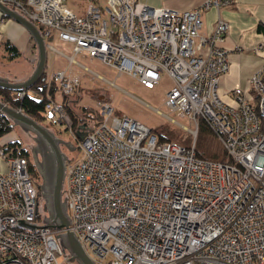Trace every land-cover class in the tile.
<instances>
[{
    "label": "built area",
    "instance_id": "2783aa9c",
    "mask_svg": "<svg viewBox=\"0 0 264 264\" xmlns=\"http://www.w3.org/2000/svg\"><path fill=\"white\" fill-rule=\"evenodd\" d=\"M83 1L79 14L65 0H0L44 38L54 33L71 44L69 63L85 52L146 89L166 74L172 87L164 103L194 130L189 146L159 142L143 124L99 101L100 124L79 142L81 158L65 167L69 230L97 264L106 257L107 264H264V65L249 79L250 95L235 88L226 103L218 85L229 68L228 51L219 45L227 25L218 20L209 35H199L201 12L232 1L207 0L191 11L137 0ZM263 51L264 43L253 49ZM78 82L56 71L44 106L45 120L71 136L57 94L69 95ZM199 122L230 163L197 157ZM0 159L7 166L0 174V264H66L56 240L65 230L40 227L26 159L1 144Z\"/></svg>",
    "mask_w": 264,
    "mask_h": 264
},
{
    "label": "crops",
    "instance_id": "0c3cea01",
    "mask_svg": "<svg viewBox=\"0 0 264 264\" xmlns=\"http://www.w3.org/2000/svg\"><path fill=\"white\" fill-rule=\"evenodd\" d=\"M137 1L149 7H163L176 11H191L199 9L207 0ZM231 1L232 2L229 5L222 6L219 9L210 7L207 10L202 11V27L199 31V35L201 37H205L212 32L215 23L218 20L225 22L227 25L226 35L219 45L228 51L227 60L229 68L227 73L220 77L218 85V94L226 103H232L231 91L235 88H239L246 94L250 95L251 90L249 79L257 69L264 65V51L258 54L253 52L256 45L264 43V0ZM92 2L96 5H103L104 0H92ZM73 4H70L71 7H73L77 13L81 14L83 12V7L78 5L76 8ZM13 9L15 10V8ZM44 39L47 46L46 64L49 62L50 66L55 62L53 53L50 57H48V50L56 52V49L51 45L53 41L71 48V44L59 40L54 33L52 37ZM4 41L10 42L19 53L18 57L14 58H8V56H5L6 60L10 63H17L22 57H24L25 64L18 73L14 74L13 78H9L10 73L5 65L0 63V77H4L11 82H22L31 75L35 68L37 60L36 48L31 37L22 26L0 14V44H3ZM201 53L204 54L205 50H202ZM57 54L63 56V58L67 61V65L62 62L58 67L66 71L68 77L78 79L79 82L77 91L80 95V100H82L83 87H88L91 80L96 79L108 86H116L115 80L121 76L117 74L115 69L103 64L98 59L88 58L85 52H80L73 56L74 61L72 63H69L67 59V57L72 55L64 56L58 52ZM76 57H78L81 62H79ZM46 66L47 65H45L44 68V74ZM75 67H79L81 69L76 70ZM80 71H82L83 74H80ZM84 74H87L89 77L86 78L85 76L87 75ZM106 88V85H103L102 87L94 85L92 90L88 91L95 98L94 100L96 106L99 101L106 100ZM29 90L30 89H28L27 92ZM57 99L59 101L61 99L59 93L57 94ZM114 111L116 114L122 115L118 111ZM4 141H2V144L0 142V144L4 145L9 142ZM0 166H3L2 169L0 168V174L5 173L7 171V166L1 159Z\"/></svg>",
    "mask_w": 264,
    "mask_h": 264
},
{
    "label": "rangeland",
    "instance_id": "374dc122",
    "mask_svg": "<svg viewBox=\"0 0 264 264\" xmlns=\"http://www.w3.org/2000/svg\"><path fill=\"white\" fill-rule=\"evenodd\" d=\"M65 3L69 5L73 4L76 6V8L78 5L80 7L85 6V1L83 0H65ZM5 5L8 6L9 4ZM15 10L18 11L17 9ZM18 13L21 14L19 11ZM102 17L104 16L102 15ZM51 45L56 49V52H51V50H48V57H50V55L53 53L55 62L51 66L49 62L46 64L47 66L44 74L46 84L49 83L50 78L56 71L62 70L58 67L60 63L63 62L67 65V61L63 58V56L57 54V52L63 54L64 56L72 55V51L69 46H63L56 43V41H53ZM5 56L7 57L8 54L5 51L3 45L0 44V63L4 64L7 68L8 72L10 73L9 78H13L14 74L18 73L24 67V57H22L17 63H10L8 60H6ZM76 59L81 62L78 57H76ZM75 69L80 70L81 68L75 67ZM80 74H83L82 71H80ZM85 77L87 78L89 76L87 75ZM94 85H98L100 87L106 85V101L111 104L112 108L118 111L120 114L140 122L149 130H152L151 132L156 136L163 135L168 139H173L176 142H179L182 146H189L192 144L193 135L191 131L194 130V125L191 124L187 118L181 117L178 112L169 109L164 103L166 93L172 87V81L166 74H161L159 82L152 89L148 90L142 87L136 79H133L127 74H121V76L115 80L116 86H108L101 81L93 79L90 81L88 87H83L82 100H80L79 103L81 106L97 107L95 105V98L90 92H88L92 90ZM28 94L35 98L39 97V94L33 90H29ZM251 96L254 97L255 95L251 94ZM251 103L256 104L255 101H251ZM40 124L43 126H49L64 140L71 142V149L66 150V156L69 162H75L81 158L82 153L79 149H77L78 144L75 140H73L71 135L64 133L62 128H60L61 131H59V128L51 126L46 120ZM195 136V148L197 151L207 155L222 154L223 149L218 139L209 131H203L199 128ZM14 140L19 141L20 144H22L21 146L27 147L30 154V149L33 146L31 135L23 133L18 127H14L11 128L10 132L3 136L2 139L0 138L1 144L2 141L6 142ZM0 168L2 169L3 166H0ZM38 182H40L39 177ZM87 255L90 258H93L90 252H88ZM59 260H62V257H59ZM108 260L109 257H106L102 263L99 264H107Z\"/></svg>",
    "mask_w": 264,
    "mask_h": 264
},
{
    "label": "water",
    "instance_id": "95a60500",
    "mask_svg": "<svg viewBox=\"0 0 264 264\" xmlns=\"http://www.w3.org/2000/svg\"><path fill=\"white\" fill-rule=\"evenodd\" d=\"M0 14L18 23L27 31L37 53L35 68L26 80L16 83L0 77V89L26 92L44 73L47 49L45 39L33 23L1 2ZM0 113L10 120L11 128L18 127L23 133L32 136L33 146L30 149V159L40 179L36 188L46 210L40 220V227L54 231L65 230L56 235V240L63 255L67 257L66 264H97L85 253L77 236L68 230L71 219L67 212L66 197L63 194L67 156L61 151L60 145H67L69 150L71 143L57 138L52 129L36 122L19 109L11 108L0 102Z\"/></svg>",
    "mask_w": 264,
    "mask_h": 264
},
{
    "label": "trees",
    "instance_id": "16d2710c",
    "mask_svg": "<svg viewBox=\"0 0 264 264\" xmlns=\"http://www.w3.org/2000/svg\"><path fill=\"white\" fill-rule=\"evenodd\" d=\"M8 7H10L11 9L14 8V6L12 5H8ZM38 29L43 35L42 29L40 27H38ZM2 45L8 54V58L18 57L19 54L18 51L10 42L4 41ZM77 87H75L69 95L66 96L62 95L60 99L63 109L67 114V116L69 117L71 124L70 127L71 132L76 138H78V136L82 134L83 130H87V134L90 133L101 122V117L99 114L98 107L81 106L79 104L80 95L78 94ZM47 89L48 86L46 84L43 73L42 77L30 88V90H33L39 94L38 98L30 96L27 91L24 93L23 97L19 98L17 96V92H11L9 90L0 89V102L11 108L21 110L24 114H26L36 122L41 123L45 120L44 106L46 103ZM55 89H56L55 87L50 86L49 92L52 93L55 91ZM10 124H11L10 120H8L2 113H0V138H2L3 136H5L10 132L11 130ZM199 128L203 131H209L207 129V126L203 122H199ZM156 137L159 142L175 141L173 139H168L163 135H159ZM21 145L22 144H20L19 141L14 140L5 143L4 147L8 152L11 153L13 157H23L26 159L30 177L35 184H38L39 183L38 176L31 162L29 149ZM195 152L197 157L200 158L215 160L223 163L231 162L224 151L220 155H207L197 151V149L195 148ZM45 213H46L45 206L38 195L37 219L41 220V218L45 215Z\"/></svg>",
    "mask_w": 264,
    "mask_h": 264
},
{
    "label": "flooded vegetation",
    "instance_id": "af4514ba",
    "mask_svg": "<svg viewBox=\"0 0 264 264\" xmlns=\"http://www.w3.org/2000/svg\"><path fill=\"white\" fill-rule=\"evenodd\" d=\"M44 126H45V127H48L47 125H44ZM48 128H49V127H48ZM53 132H54V131H53ZM64 133H66V132H64ZM54 134L56 135V137H58V138L61 139L62 141L66 142V143H71V142H69V141H67V140H64L60 135L56 134L55 132H54ZM85 135H87V130H83V131H82V134H81L80 136H78V138H76L74 135L72 136V138H73V140L76 141L77 144H79V142L83 139V137H84ZM79 138H81L80 141H79ZM71 147H72V144H71ZM60 148H61L62 152H63L64 154H66V150H68L67 145H60ZM77 149H78V147H77ZM67 162H68V160L66 161V163H67Z\"/></svg>",
    "mask_w": 264,
    "mask_h": 264
},
{
    "label": "bare ground",
    "instance_id": "6f19581e",
    "mask_svg": "<svg viewBox=\"0 0 264 264\" xmlns=\"http://www.w3.org/2000/svg\"><path fill=\"white\" fill-rule=\"evenodd\" d=\"M70 227V226H69ZM68 230H69V228H68ZM69 231H71V230H69ZM62 233V232H61ZM74 233V232H73ZM75 234V233H74ZM76 235V234H75ZM89 257V256H88Z\"/></svg>",
    "mask_w": 264,
    "mask_h": 264
}]
</instances>
